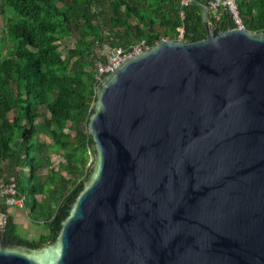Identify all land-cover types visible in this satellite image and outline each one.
<instances>
[{
    "label": "water",
    "instance_id": "water-1",
    "mask_svg": "<svg viewBox=\"0 0 264 264\" xmlns=\"http://www.w3.org/2000/svg\"><path fill=\"white\" fill-rule=\"evenodd\" d=\"M205 25L99 82L95 160L58 237L0 231V264H264V32Z\"/></svg>",
    "mask_w": 264,
    "mask_h": 264
},
{
    "label": "trees",
    "instance_id": "trees-1",
    "mask_svg": "<svg viewBox=\"0 0 264 264\" xmlns=\"http://www.w3.org/2000/svg\"><path fill=\"white\" fill-rule=\"evenodd\" d=\"M210 1L183 6L181 0H2L1 47L9 49L0 52V184L14 178L31 221L47 225L38 238L17 235L3 200L7 239L31 248L53 243L83 190L95 160L88 124L101 81L98 50H129L141 40L151 48L164 39L179 40L178 28L183 41H199L207 36L205 19L224 31L239 26L223 6L215 16ZM235 2L243 27L264 32V0ZM68 38L73 45L62 56L59 47ZM42 106L49 116L41 123ZM40 132L54 140L41 141ZM54 153L60 158L50 166Z\"/></svg>",
    "mask_w": 264,
    "mask_h": 264
},
{
    "label": "built area",
    "instance_id": "built-area-1",
    "mask_svg": "<svg viewBox=\"0 0 264 264\" xmlns=\"http://www.w3.org/2000/svg\"><path fill=\"white\" fill-rule=\"evenodd\" d=\"M192 0H181L183 6L188 5ZM219 6H223L228 9L235 21L239 26H243L239 17L238 7L235 0H211L210 9H213L215 16L218 15ZM183 16V12H181ZM180 31V39L183 38L182 28H178ZM165 40V39H164ZM150 47L146 44L145 40H141L138 43H135L130 46L129 50H125L120 47L111 48L108 45H103L102 49L98 50L95 65L97 67V79L102 80V76L112 73L117 68L118 64L126 60L127 58L139 54ZM18 192L16 191L14 178H11V181L8 185H4L2 182L0 184V231L5 230L8 222V213L2 210V201L4 200L5 204L9 208L15 206L24 205V197H18Z\"/></svg>",
    "mask_w": 264,
    "mask_h": 264
},
{
    "label": "rangeland",
    "instance_id": "rangeland-1",
    "mask_svg": "<svg viewBox=\"0 0 264 264\" xmlns=\"http://www.w3.org/2000/svg\"><path fill=\"white\" fill-rule=\"evenodd\" d=\"M2 4V0H0V6ZM5 21H6V17H5V12H3V10L0 7V52L2 54H6L9 47L7 44L6 46H2L1 47V38L3 37V31L5 29ZM73 45V39L68 38L65 39L64 41H62L60 47H59V51L61 53L62 56H64L66 50L68 47ZM49 116L48 111L42 106L40 107V117L38 118L39 122H43L44 118ZM38 138L41 141H44L46 143H50L52 142V140H54L52 137H48L46 134H44L43 132L39 133ZM60 156L59 154L54 153L52 155V163L50 164V166H56L58 160H59ZM46 170L44 169V172ZM31 201V198H28V202ZM16 211H14V219L16 221V234L23 237V238H27V239H34V238H38V236H40L42 233H45L47 231V225L45 224H34L30 217L26 214V209L28 210L29 206L27 205V208L21 206H15L13 207Z\"/></svg>",
    "mask_w": 264,
    "mask_h": 264
},
{
    "label": "crops",
    "instance_id": "crops-1",
    "mask_svg": "<svg viewBox=\"0 0 264 264\" xmlns=\"http://www.w3.org/2000/svg\"><path fill=\"white\" fill-rule=\"evenodd\" d=\"M9 211H10V213L13 215V217H14V211H16L14 208H9ZM16 213H17V211H16ZM26 214H27V211H26ZM15 218V217H14Z\"/></svg>",
    "mask_w": 264,
    "mask_h": 264
}]
</instances>
